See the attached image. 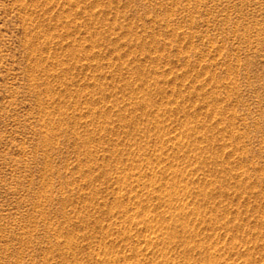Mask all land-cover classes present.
<instances>
[{"label":"rangeland","instance_id":"obj_1","mask_svg":"<svg viewBox=\"0 0 264 264\" xmlns=\"http://www.w3.org/2000/svg\"><path fill=\"white\" fill-rule=\"evenodd\" d=\"M0 264H264V0H0Z\"/></svg>","mask_w":264,"mask_h":264}]
</instances>
